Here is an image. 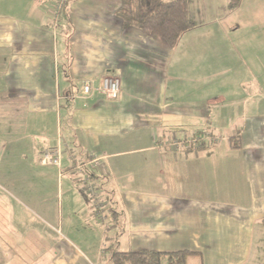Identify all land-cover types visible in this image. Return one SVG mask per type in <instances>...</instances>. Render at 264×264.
<instances>
[{
	"label": "crops",
	"instance_id": "obj_1",
	"mask_svg": "<svg viewBox=\"0 0 264 264\" xmlns=\"http://www.w3.org/2000/svg\"><path fill=\"white\" fill-rule=\"evenodd\" d=\"M57 2L0 0V264H111L138 250L264 264V80L243 81L247 56L229 37L209 50L228 0H188L196 25L172 47L123 27L122 0L55 13ZM105 75L120 80L115 98L82 95ZM54 146L60 165L40 164ZM32 212L65 244L49 258L40 228L29 254Z\"/></svg>",
	"mask_w": 264,
	"mask_h": 264
},
{
	"label": "rangeland",
	"instance_id": "obj_2",
	"mask_svg": "<svg viewBox=\"0 0 264 264\" xmlns=\"http://www.w3.org/2000/svg\"><path fill=\"white\" fill-rule=\"evenodd\" d=\"M72 0H65V3H70ZM219 9V15L217 17V20L220 22L219 25V31H220V36L217 35V44L213 43V45H209V50L215 51L219 49L223 50L224 48L220 47L222 45H219L220 42H223L224 38L222 37L225 35L227 38L229 37L228 42L232 43L229 44V46L234 47V52H237L239 55H246L247 59L242 63L241 65L237 66L238 71L242 74L243 81L251 86L252 84H255L257 82V78H260V80H264V72L262 73L263 75L259 74L260 71L264 70V0H241L240 3L234 7L229 9L228 8V3L225 9L223 8L222 5L218 6ZM209 12L205 13V16H202L201 19H204L207 17ZM209 18V17H207ZM58 37H61L58 34ZM227 48V47H226ZM256 75H255V74ZM231 79L232 77H228ZM241 77L239 78L242 79ZM225 79L223 76L220 78L218 81L219 84V91L223 90L222 85V80ZM235 81L237 79L235 78ZM238 84V83H237ZM231 88L228 90V94H231ZM241 96V95H240ZM243 96V95H242ZM241 96V97H242ZM261 96L262 93H261ZM259 98V97H257ZM260 98L259 100H261ZM215 125H210L209 129L213 130ZM221 126V125H217ZM214 131V130H213ZM182 138V137H181ZM11 207H15V210H18L16 207V203L13 201L12 204L10 205ZM29 207L23 208L21 206L20 210L25 211L28 214L30 213L29 211L34 212V207L33 205H29ZM9 208V207H8ZM13 208H9L10 211H13ZM32 212V215H28L25 218V229L27 230V235H26V245L28 247H31L32 249V254L34 253V244L36 241V236L34 234L35 229L41 230V233L44 234L43 237L41 238L42 244L44 246V249L49 250V253H46V258H49V255L51 251L57 250V246H60L62 244L57 245V238L55 234H48L52 229L50 227H47L45 224H42L34 215ZM65 232V229H64ZM63 236L65 237H60L63 239V241L66 242V236L65 233H63ZM96 239V238H95ZM92 240V242L95 241ZM39 243L38 245H42ZM33 244V245H29ZM57 245V246H54ZM63 246L65 244H62ZM53 247V249H52ZM107 253V252H106ZM110 254V253H108ZM107 254V255H108ZM264 254V252H263ZM105 255V254H103ZM104 258V256H103ZM190 260L187 258V264H195L196 258L193 259V262H189ZM261 261L264 262V256L261 257Z\"/></svg>",
	"mask_w": 264,
	"mask_h": 264
},
{
	"label": "trees",
	"instance_id": "obj_3",
	"mask_svg": "<svg viewBox=\"0 0 264 264\" xmlns=\"http://www.w3.org/2000/svg\"><path fill=\"white\" fill-rule=\"evenodd\" d=\"M241 0H228V8ZM123 27L135 26L150 36H160L170 47L181 34L196 23L188 15V0H122L117 11ZM231 146L240 147L239 137H231ZM188 251L153 250L115 251L111 264H185Z\"/></svg>",
	"mask_w": 264,
	"mask_h": 264
},
{
	"label": "built area",
	"instance_id": "obj_4",
	"mask_svg": "<svg viewBox=\"0 0 264 264\" xmlns=\"http://www.w3.org/2000/svg\"><path fill=\"white\" fill-rule=\"evenodd\" d=\"M64 4V0H58L55 5V13ZM121 91L120 80L117 77L111 75L103 76L98 85L93 86L91 83H84L81 88L83 96L91 95L92 93H99L106 98H115ZM60 148L58 146L43 148L40 154L39 162L42 165H60ZM99 161L97 158H93L91 166L98 165Z\"/></svg>",
	"mask_w": 264,
	"mask_h": 264
}]
</instances>
